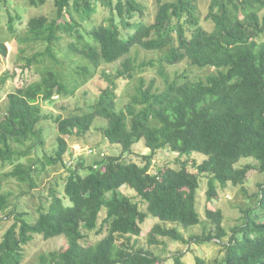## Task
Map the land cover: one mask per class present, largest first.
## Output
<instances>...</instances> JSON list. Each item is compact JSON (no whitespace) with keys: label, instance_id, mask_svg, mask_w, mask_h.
<instances>
[{"label":"trees","instance_id":"1","mask_svg":"<svg viewBox=\"0 0 264 264\" xmlns=\"http://www.w3.org/2000/svg\"><path fill=\"white\" fill-rule=\"evenodd\" d=\"M27 1L38 7L48 0ZM155 2L156 14L149 24L143 20L145 8L139 0H55L54 17H31L22 31L14 25L16 18L9 15L11 35L24 44L19 49L24 61L21 73L31 70L34 63H40L42 70L37 79L8 93L0 119V163L13 165L0 171V212L13 215L0 240V264H22L24 246L36 234L44 239H66L64 249L41 254L39 264H162L161 257L136 247L131 240L141 234V224L150 215L162 221L148 232L150 243H158L159 237L188 244L218 239L225 252L215 264H264V217L251 215V209L231 228L227 241H223L228 233L220 208L206 207L213 232L185 238L176 227L200 223L196 194L201 176L207 177L206 197L212 200L218 197V188L229 183L244 191L250 170L264 174V0H210L204 23L197 15L196 0ZM8 3L0 0V11ZM72 6L84 17L99 6L108 12L88 30L93 42L80 32L81 24L71 16ZM65 34L71 38L66 56L84 61L78 71L85 77L102 64L120 61L119 67L114 76L102 70L107 85L89 109L69 116L50 114L56 123V146L52 153L39 157L38 149L45 141L40 123L48 117L41 102L73 93L85 82H76L73 90L69 89L62 69L55 67L62 65L56 49ZM32 47L37 50L27 55ZM142 51L153 56L141 59ZM6 54V44L0 39V55ZM136 59L142 61L137 64ZM182 62H187L188 68L171 78L167 67ZM147 67H156L162 82L153 75L147 78ZM194 68L213 70L199 75ZM14 75L8 71L0 74V86ZM118 79L133 83L122 107L118 106ZM98 117L105 120L101 128L104 138L119 145L120 153L101 157L86 168L81 162L71 168L64 160L67 139L82 137ZM141 140L149 148L147 153H137L141 163L124 161ZM161 149L178 155L196 152L204 158L200 162L192 159L190 164L183 161L178 169L162 166L152 173V160ZM248 157L256 164L240 165ZM58 163L69 171L64 184L68 204L52 193L48 207L39 208L35 221L28 220L24 211L8 210L10 193L1 191L7 179L26 182L31 189L37 173ZM80 168L87 170L84 175ZM123 186L136 193L146 204L145 210L119 191ZM257 196V207L264 216V181ZM103 208L106 215L97 232L105 229L106 234L84 245L85 231L98 228ZM166 222L176 226L162 224ZM175 258L180 264V253ZM197 261L203 263L200 258Z\"/></svg>","mask_w":264,"mask_h":264},{"label":"rangeland","instance_id":"2","mask_svg":"<svg viewBox=\"0 0 264 264\" xmlns=\"http://www.w3.org/2000/svg\"><path fill=\"white\" fill-rule=\"evenodd\" d=\"M55 0H48L45 4L34 7L31 6L27 0H9V3L0 11V39L4 40L7 47V54L5 56L0 55V74L8 71L10 74H15L14 77L7 79L3 86H0V119L6 110V98L9 92L14 91L17 86L22 83H27L37 79L40 76L41 64L34 63L31 70H26L21 73L20 65L24 62L20 57V47L24 44L17 42V38L11 35L8 27V17L11 15L15 17L14 25L19 31H22L24 24L27 20L34 16L46 15L49 18L55 16ZM144 5V17L143 20L149 24L154 20L157 6L155 0H139ZM210 0H196L197 4V15L201 18V22L204 23V15L207 12L208 4ZM73 0H71V3ZM72 5V4H71ZM81 10H74L71 8V16L78 21L81 26L79 27L80 32L84 35V38L89 42H93L88 35V30L98 22H100L104 16L108 14L106 9L102 6L97 7L96 11L88 17H84ZM264 13V10L261 14ZM19 16V18H18ZM66 18H69L66 14ZM206 26H210L209 24ZM264 39V34L261 36ZM71 38L65 34L59 41V49H56L57 56L61 58L62 65L55 67L61 68L65 82L68 84V88L72 89L73 84L76 82L85 81L80 86L78 85L73 93L69 92L65 95H55L52 102L42 101L41 105L45 114L48 117L43 119L40 126L43 130L44 145L38 149V156L42 157L44 153L50 154L53 152L56 146V123L50 114H60L62 116H69L74 113H80L81 111L87 110L96 100L102 87L107 85V81L101 76L102 70H106L109 74L114 76L115 69L119 67V62L111 64H102L98 69L93 70L92 76L85 77L79 73L78 65L83 64L84 61L78 56L67 58L68 54L67 44ZM41 47V45H39ZM40 49V48H39ZM43 49V47L41 48ZM37 50V47H32L27 50L26 54L31 55ZM153 55L147 54L142 51L140 58H151ZM66 57V58H65ZM142 60H137L139 64ZM147 61V60H143ZM188 68L187 62H182L174 66H168L167 72L171 78L176 73H181L185 68ZM146 77L156 76L157 82H162L161 78H158L156 67H147ZM196 74L204 75L213 70H201L194 68ZM85 79V80H84ZM125 79H118V92L120 97L118 99V106L122 107L125 102L128 101L130 87L132 84H127ZM73 90V89H72ZM71 90V91H72ZM105 126V120L96 118L91 129L84 134L82 137H69L68 150L64 154V160L71 168L79 165V162L86 168L87 166L95 163L101 157L109 155L119 154L121 147L119 145L108 142L104 138L101 128ZM89 149H95L96 153H90ZM149 148L145 146L141 140L139 143L133 145V153L126 154L123 159L124 161H136L141 163L137 153H147ZM103 153V156L100 155ZM204 156L200 153H192L190 155H178L177 152L171 153L168 150H159L154 159L152 160L150 172L155 173L159 167L169 166L175 169L181 167V162L187 161L189 164L192 159L200 162ZM252 163L256 164L253 158H243L240 161V165ZM188 164V165H189ZM12 164L0 163V171H8L12 168ZM80 168L79 171L83 175L86 173V169ZM191 171H195V168L189 166ZM69 171L66 167L61 164L55 166H47L44 171H41L35 175L36 185L29 189L26 182H20L16 179H7L3 184L1 191L2 193L9 192V208H15L16 211H24L25 217L30 221H35L39 215V208H47L52 193L58 194L64 198L66 204L69 203L68 199L64 195V184ZM264 181V174L252 169L247 173V178L244 183V191L239 185L227 184L225 187L218 188V197L212 200H208L206 197L207 189V177L201 176L199 180V188L197 189V201L196 209L199 212L200 223L197 225L184 228L182 226H176L171 223H162L168 227L176 226L185 238H188L191 234H199L213 232L214 225L206 216V207L212 210L220 208L223 213V226L227 230L228 235L223 239L227 241L231 228L241 223L246 216V211L250 210V214H259V218L263 219L262 210L257 207L258 202V191L259 184ZM29 189V191H25ZM25 192H22V191ZM121 193L130 195L134 200L138 201L141 209L145 210L146 204L136 195V193L123 186L119 190ZM7 210V211H8ZM106 215V209L103 208L99 215L98 228L92 231H85L86 237L82 240V243L93 244L97 242L102 236L106 234L105 229L100 233L97 232L99 226L102 224L103 219ZM13 222V215L6 216L5 211L0 212V240L6 228ZM162 222L158 218L150 215L144 223L141 224L142 232L139 236H133L132 241L136 242V247H143L150 250L155 255L162 258V264H176V255L180 253L181 260L180 264H197V258H200L202 264H215L216 260H220L224 256L225 248L218 239H212V241L204 243H185L183 241H175L168 237H159L158 243H150L148 232L151 227L157 223ZM66 247V239L63 236H56L49 239H44L42 235L36 234L32 241L24 246V256L22 264H39L40 255L48 253L52 250H60Z\"/></svg>","mask_w":264,"mask_h":264}]
</instances>
